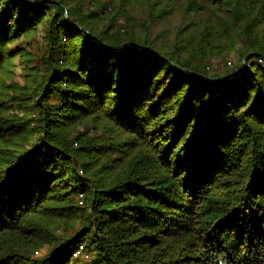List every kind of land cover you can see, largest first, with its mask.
I'll list each match as a JSON object with an SVG mask.
<instances>
[{"label":"trees","instance_id":"16d2710c","mask_svg":"<svg viewBox=\"0 0 264 264\" xmlns=\"http://www.w3.org/2000/svg\"><path fill=\"white\" fill-rule=\"evenodd\" d=\"M0 264H264V0H0Z\"/></svg>","mask_w":264,"mask_h":264},{"label":"rangeland","instance_id":"374dc122","mask_svg":"<svg viewBox=\"0 0 264 264\" xmlns=\"http://www.w3.org/2000/svg\"><path fill=\"white\" fill-rule=\"evenodd\" d=\"M38 38H39L38 39L39 43L35 42L34 45H33L35 54H40L41 53V50H40L41 46L40 45H43V34L38 35ZM21 42H22V39L17 40L15 45H13V48L17 49L18 46L21 44ZM28 44H29V42H25L24 46H27ZM241 61L242 60L240 59V54H238L237 52H232L231 56H229L228 58L219 56V57L213 59L211 61L212 63H210L209 66H210V70H212V71H218L220 69L221 70H225V69L228 70V68L234 66L237 69L236 71H239V75H241L240 66H239ZM243 65L245 66L244 61H243ZM16 76H17L16 79L18 81L23 82V76H22L20 68L18 69ZM79 128L82 129V130L88 129L91 135H95L97 133L98 134H103L104 133L102 131V129L96 131L94 129L93 123H91V122L88 123L87 125H80ZM79 203H81V202H79ZM89 260L90 259L88 257V253L85 252L81 256V261H84L86 263V262H90Z\"/></svg>","mask_w":264,"mask_h":264},{"label":"built area","instance_id":"2783aa9c","mask_svg":"<svg viewBox=\"0 0 264 264\" xmlns=\"http://www.w3.org/2000/svg\"><path fill=\"white\" fill-rule=\"evenodd\" d=\"M261 60H263V59H261ZM81 171H82V170H81ZM80 202H82V200H80ZM80 247H81V249L83 248L82 245H81ZM79 251H80V250H79ZM79 251H78V252H79ZM78 252L75 253V256H78Z\"/></svg>","mask_w":264,"mask_h":264},{"label":"water","instance_id":"95a60500","mask_svg":"<svg viewBox=\"0 0 264 264\" xmlns=\"http://www.w3.org/2000/svg\"><path fill=\"white\" fill-rule=\"evenodd\" d=\"M247 56H248V55H246V57H245L244 60H243L245 65H246V62H247Z\"/></svg>","mask_w":264,"mask_h":264}]
</instances>
